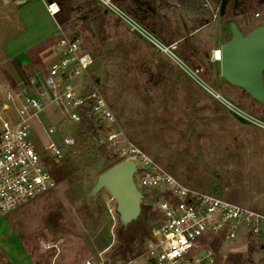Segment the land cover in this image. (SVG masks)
I'll use <instances>...</instances> for the list:
<instances>
[{
  "label": "rangeland",
  "instance_id": "obj_1",
  "mask_svg": "<svg viewBox=\"0 0 264 264\" xmlns=\"http://www.w3.org/2000/svg\"><path fill=\"white\" fill-rule=\"evenodd\" d=\"M84 1L42 0L45 6L55 3L59 12L51 18L39 1L24 7L23 19L20 4L0 0V101L10 90L37 87V77L53 59L59 27L90 55L89 74L112 109L120 133L117 145H105V158L78 136L77 125L70 124L75 146L51 160L40 122L32 123L31 143L55 185L0 218V264H85L95 263L100 254L108 264L146 261L160 222L158 191L138 184L141 211L125 228L119 226L115 202L106 190L91 195L97 177L125 160L121 150L126 143L186 187L264 212V128L258 125L264 124V106L225 82L219 61L212 59L213 51L230 39L231 22L243 34L264 26V0H227L223 10L222 0H154L161 5L152 34L175 46L179 59L220 97L99 4L89 0L93 5L80 8ZM54 22V37L33 58L36 75H26L17 62L7 60L5 44L19 36L26 23L31 39L38 32H53ZM97 52L101 53L94 58ZM59 117L49 105L39 120L58 125ZM95 132L97 141L103 140L104 132ZM205 245L216 264H264V250L238 234L232 240L219 235Z\"/></svg>",
  "mask_w": 264,
  "mask_h": 264
},
{
  "label": "built area",
  "instance_id": "obj_2",
  "mask_svg": "<svg viewBox=\"0 0 264 264\" xmlns=\"http://www.w3.org/2000/svg\"><path fill=\"white\" fill-rule=\"evenodd\" d=\"M92 1L167 54L211 95L220 97L179 59L174 53L175 46L165 45L114 0ZM46 10L51 17L59 12L55 3L47 4ZM57 28L55 57L46 67L40 88L35 93L13 89L0 101V218L55 185L54 177L30 140L34 121L41 124L47 138L44 149L51 160H57L62 149L75 146V137L68 132L70 124L78 128L82 122L90 120L96 131L104 132L101 143L114 146L119 141L113 111L89 74L90 55L80 50L76 38L64 35ZM212 59L220 60L219 49L213 51ZM49 105L60 113L58 125H43L39 120ZM3 114L9 116L3 117ZM258 125L264 128V124ZM121 155L135 164L136 187L139 184L148 191H158L161 198L156 201L160 222L154 242L145 252L150 264H216L205 242L219 235L232 240L238 234L264 250V212L186 187L131 143L125 144ZM132 263L129 259L116 264ZM85 264H108V259L100 254L95 263L87 260Z\"/></svg>",
  "mask_w": 264,
  "mask_h": 264
},
{
  "label": "water",
  "instance_id": "obj_3",
  "mask_svg": "<svg viewBox=\"0 0 264 264\" xmlns=\"http://www.w3.org/2000/svg\"><path fill=\"white\" fill-rule=\"evenodd\" d=\"M20 2L22 1H17ZM229 31L230 39L219 48L220 76L225 82L239 88L264 106V26H258L243 34L231 22ZM135 171L132 160H122L102 172L91 191L92 196L102 189L107 191L115 202L121 228L135 221L141 211L143 194L134 183Z\"/></svg>",
  "mask_w": 264,
  "mask_h": 264
},
{
  "label": "crops",
  "instance_id": "obj_4",
  "mask_svg": "<svg viewBox=\"0 0 264 264\" xmlns=\"http://www.w3.org/2000/svg\"><path fill=\"white\" fill-rule=\"evenodd\" d=\"M17 1H22V2L17 3ZM39 1L43 4L42 0H14L15 4H20V8H21L20 16L23 19H24V16L21 13L23 12L22 10L24 9V7L26 8V7H29L31 5L37 4V2H39ZM43 6H44L45 11L47 13L46 6L44 4H43ZM48 16H50V15L48 14ZM54 24H55V29L53 32H49V31L47 33L46 32H38L36 34V36H34L33 38L30 39L28 37V34H27L29 27L26 23L25 26H27V27L24 29V31H22V33L19 36L11 39L10 41H8L5 44L4 50H5L6 55H7V57H6L7 60H9L12 63L17 62L16 64L18 65V67L20 69H22V71L26 75H29V74L36 75L37 71H36V66L34 65V62H33V58L36 55H41L42 54L41 50H38V52H37V49L39 47H41L46 41L50 40L51 37H54L55 32H56V23L54 22ZM40 52H41V54H40ZM54 57H55V47H54V52H53V58ZM41 81H42V77H37V82H36L38 84L37 87L33 86V87H31V90H29V88H28L29 91H27L25 89H20V90H22L23 92H26V93H35L40 88ZM33 84L35 85V83H33ZM145 259H146V261H141V263L142 264H150L148 258H145ZM133 263H134V261H133ZM17 264H23V263H17Z\"/></svg>",
  "mask_w": 264,
  "mask_h": 264
},
{
  "label": "trees",
  "instance_id": "obj_5",
  "mask_svg": "<svg viewBox=\"0 0 264 264\" xmlns=\"http://www.w3.org/2000/svg\"><path fill=\"white\" fill-rule=\"evenodd\" d=\"M117 6L123 9L128 15L134 18L137 22L144 25L150 32H156L157 24L155 18L157 16L156 8L160 7L161 4H156L154 0H114ZM184 1V0H183ZM222 10L224 9L227 0H222ZM93 3L89 0H85L79 7L86 8ZM132 5L133 7H131ZM101 53V52H100ZM100 53H94L93 57L97 58ZM185 59L187 57L185 56ZM261 105V104H260ZM78 136L83 138L84 141L91 142L93 149L100 153L102 157H107L108 152L106 151V144L97 141L96 130L94 129L93 123L90 120H85L77 128ZM122 161L121 159L118 162ZM116 164V163H115ZM113 164V165H115ZM111 165V166H113ZM107 167L105 170L110 168ZM104 170V171H105Z\"/></svg>",
  "mask_w": 264,
  "mask_h": 264
},
{
  "label": "bare ground",
  "instance_id": "obj_6",
  "mask_svg": "<svg viewBox=\"0 0 264 264\" xmlns=\"http://www.w3.org/2000/svg\"><path fill=\"white\" fill-rule=\"evenodd\" d=\"M220 52V51H219ZM215 58V57H214Z\"/></svg>",
  "mask_w": 264,
  "mask_h": 264
}]
</instances>
